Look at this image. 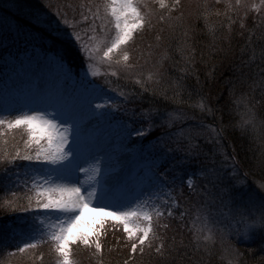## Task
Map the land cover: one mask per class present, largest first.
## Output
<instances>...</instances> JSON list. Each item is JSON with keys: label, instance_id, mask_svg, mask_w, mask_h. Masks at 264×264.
<instances>
[{"label": "snow or ice", "instance_id": "1", "mask_svg": "<svg viewBox=\"0 0 264 264\" xmlns=\"http://www.w3.org/2000/svg\"><path fill=\"white\" fill-rule=\"evenodd\" d=\"M154 2L160 9H167L166 15H159L158 22L167 23L170 31L165 37L162 35L164 29L161 28L154 37L155 44L149 43L145 63L153 55L157 59L147 72L136 71L142 66L130 62L132 54L129 47L135 43L138 33L154 27L153 9L149 0H80L78 5H68L72 8V19H69L66 12H57L62 23L72 29L70 35L74 37L73 43L87 63L80 77L83 92L70 93L62 101L49 98L42 108L24 105L11 119L0 114V135L7 130L21 128L27 137L23 140V147L14 146L12 152L7 148H0V162L5 165L0 167V173L4 174L0 177V182L15 189H23L22 192L11 191L12 198L0 203V209L23 214L16 218L18 225L22 226L16 234L25 238L14 251L24 253L51 241L56 264H77L73 258V245H94L96 251L93 255L99 254L104 225L112 222L113 227L122 226L132 253L139 249L143 254L146 247L152 248L153 242L158 241L154 251L163 256L164 236L159 232L167 229L169 224L161 223V220L175 218L183 221L185 216L191 215L193 238L197 242H205V252L211 256L210 248L219 237L221 258L227 259V264H239L240 257L244 254L228 240L229 235L235 233L237 237L243 235L245 240H249L253 238L251 233L264 229V178L257 182L256 189L248 193L246 201L238 202L247 174L240 176L235 146H232L231 153L224 146L222 134L227 126L223 124L222 117L219 126L205 123L201 119L197 128L189 126L175 132H163L155 138L154 143L137 147L134 159L143 163L137 164L135 168L126 167L120 160L121 154L128 151L124 141L133 135L144 136L156 127L151 114L157 112V109H142L148 124L135 131L128 122L117 121L118 138L121 141L118 149H114L110 142L102 143L90 132L95 127L94 122H111L117 111H128L121 107V103H127L134 90L126 91L119 84L113 86L112 80L108 78L109 74L120 78L123 73V79H131L139 86L140 95L143 92L159 91L160 95L168 99L167 90L172 88L173 102L185 103L182 99L187 87L184 81L187 74L194 71L196 60L193 30L191 25L184 24L182 12L176 17L171 15L173 10L179 11L182 7L181 0ZM226 3L225 15L227 10H231L239 17L241 10L243 11L244 18L239 20L240 29L246 28L244 20L250 11L258 14L252 28L247 29L246 36L244 31H238L236 35L245 37L244 44L241 45L242 55L246 51L251 53L248 61L243 63L250 66L258 59L260 64L256 67L259 72H264V68L260 66L264 65V0H234V3L226 0ZM202 6L205 11L201 15L211 36L209 49L213 53L223 52L226 57L234 38L232 25L236 20L228 16L227 33L217 35V22L210 21L209 17L213 14L219 16L221 13L218 10L213 13L208 0H203ZM219 27H223V24L220 23ZM256 29H259L258 35ZM56 30L59 31V25H56ZM155 49L161 51L155 52ZM173 51L180 54L184 67L179 71L185 75L168 80L167 71L161 69L166 61L173 60ZM143 56L144 52H141L140 57ZM56 59L61 68L67 67L62 54ZM102 63L108 65L104 73L97 70ZM172 66H175V62ZM214 69L215 65L207 74L213 79ZM89 75H104V84L117 97L110 98L103 86L88 81ZM242 77L246 79L247 74L242 73ZM150 82L152 87L148 86ZM258 83H264V75L260 77V81H253V87ZM197 95L195 102L189 101V107L199 109L202 115H208L215 121L217 109L202 92ZM230 96H234V89L230 90ZM119 98H123L122 101ZM97 100L102 102H95ZM233 103L237 108L243 105L239 122L242 131L248 125L255 128L256 112L246 93L234 96ZM50 108L55 110L50 111ZM160 118L169 128L176 121L188 119L178 109L168 110ZM191 118L196 119L195 116ZM205 132L210 133L204 136L205 142L214 145L211 152H203L206 162L197 172L173 175L179 164H183L192 155L201 154L193 151L199 147L195 137L204 135ZM181 139L188 141L183 149L180 146ZM170 143H175V148L170 147ZM174 151H184L185 156L176 161L172 154ZM217 155L220 156L219 161L216 159ZM169 160L172 163L164 167ZM17 161L27 163L20 165ZM258 163L264 165V161ZM197 176L203 178L202 187H197ZM185 185L193 196L198 197L195 203L186 197L185 203L180 202L179 197L184 195ZM241 204H246L251 211ZM193 208L194 214L191 213ZM171 239V246H175V235ZM180 243L183 244V239ZM200 247L197 243L196 248ZM40 255L42 257L43 253Z\"/></svg>", "mask_w": 264, "mask_h": 264}, {"label": "rangeland", "instance_id": "2", "mask_svg": "<svg viewBox=\"0 0 264 264\" xmlns=\"http://www.w3.org/2000/svg\"><path fill=\"white\" fill-rule=\"evenodd\" d=\"M12 2L13 0H0V9L3 7L6 9H17L18 7ZM232 2L234 3V0H232ZM79 3L80 0H45L43 7L39 6L37 9L26 7V9H23V12L19 10L21 15H24V19L27 21L24 23L23 30H17L18 25L12 23L10 18L0 11V47H2L0 50V114H4L11 119L22 110V106L24 105H30L32 108H42L43 105L48 102L49 98L60 99L62 101V98L70 93L79 94L83 92V84H78V82L68 74H72L74 70H71V68H61L56 59L58 54H62L63 59L67 61L68 65L69 62H71L72 67L76 69L80 77L87 67L83 54L79 51L76 44L73 43L74 37L70 35L72 29L64 25L61 17L57 15L58 11L61 13L66 12L69 19H72V8L68 7V5H78ZM149 3L153 9L152 23L154 27L152 29H145L143 33H138L135 43L129 47V51L132 54V60L130 62L141 65L142 67L137 68L136 71L143 72L151 70L152 62L157 59V57L153 55L151 60H149L148 63H145V60L148 59L147 48L149 43L155 44L154 37L156 33L160 32L161 28L164 29L162 35L165 37L170 31L167 23L158 22L159 15H166L167 9H160L154 0H149ZM202 3L203 0H181L182 7L179 11L173 10L171 15L176 17L182 12L184 14V24L191 25L192 30H194L193 32H196L198 18L203 17L201 14L205 11ZM208 4L211 5L213 13L217 10L221 13L219 16L215 14L211 15L215 16L217 19L214 22L220 23L223 21L228 25L227 17L232 16L233 19L236 20L234 25H238L239 27V20L244 18L242 10L239 17L234 13H231V10H227V14L225 15L227 9L226 0H219V3H217V0H208ZM77 12H79V8H77ZM257 16L258 14L255 11H250L244 22L255 23ZM76 18L78 19V16ZM204 23L205 20L203 19L202 24ZM56 25H59V31L56 30ZM221 29L222 27H218L220 34L223 31V29L222 31ZM223 34L224 33L221 35ZM159 51H161V49H155V52ZM141 52H144L143 57H140ZM107 69L108 65L103 63L97 67V70L101 73L106 72ZM108 78L112 80L113 86L119 84L126 91L132 92L130 87L132 88L134 82L131 79H123V73L120 78L113 77L110 74ZM104 79V75L97 77L89 75L87 77L88 81H93L97 86H103L108 96L115 99L117 94L112 92L111 89L104 84ZM149 84H151V82ZM131 97V100H139V98L134 97L133 94ZM119 99L122 101L123 98ZM95 102H102V100H97ZM121 107L128 111H117L111 122L107 120H101L98 123L94 122L95 127L90 129L93 137H98L102 143L110 142L114 149H118L121 144V141L118 138L119 125L117 124V121L128 122L133 131L140 129L141 126L147 127L148 124V120L145 118L142 111L131 105L130 96L127 103H121ZM49 110L54 111L55 109L50 108ZM162 114L163 113H159L157 115L161 121L160 124L157 123L152 116V122L157 126L147 132L146 135H133L128 137L127 141H124L127 145L128 151L121 154L120 160L126 167L135 168L137 164L143 163V161L134 159L136 155L135 149L140 146L146 147L149 144L154 143L156 137L145 138L149 133L160 129L158 134V136H160L163 132H175L180 128L187 129L189 126L197 128L199 126L198 121H195L194 119H185L183 121H176L172 128H169L166 124L162 123L160 118ZM185 123H189V125H186ZM209 134L210 133L205 132L204 135L195 137L197 143L201 139H204V136ZM26 138V134L21 128L7 130L0 135V148H7L12 152L14 151V146L23 147V140ZM5 140L7 141L6 144L4 143ZM187 143L188 141L181 139V149L186 147ZM169 146L175 148V143H170ZM172 154L175 156L176 161H180L181 157L185 156L184 151H174ZM197 156L198 155H192L190 158L186 159L183 164H179L172 174L181 175L183 173H193L189 170V167H193L190 159L197 158ZM21 162L22 165L27 163L26 161ZM168 163H172V161L169 160L164 167H167ZM228 163L230 164V161ZM0 164H3V162H0ZM196 170L198 171L199 169ZM230 171L231 169L229 168V172ZM81 179H83V175H81ZM199 180L197 187H202L204 185L203 178ZM258 181L259 180L257 179V182ZM257 182H254L252 188H257ZM245 188L246 184L241 190H245ZM22 191L23 189L20 192ZM185 197L192 203H195L198 199V197L193 195H186L184 198ZM11 198L10 195L9 199ZM182 198L183 197L180 199ZM241 206L247 208L249 212L251 211V208L245 206V204H241ZM225 211H227V209H225ZM191 213H195L194 208L191 209ZM21 215L23 214L19 213V215H16L15 217ZM90 215L96 214L90 213ZM168 221L169 219H162L161 223H167ZM179 222L182 223L180 220ZM188 222L192 227V217ZM21 227L22 226L18 225L16 218L11 219V221H6L5 223L0 222V264H56V254L53 250L51 241L38 245L35 249H28L24 253L13 250L18 243L25 238L22 235L16 234ZM97 227H99V225H97ZM102 231L103 234L100 236L102 249L100 253L106 250L109 252V249L114 245H121L130 249V242L126 239V234L123 232L122 226L113 227L112 222H108L105 223ZM162 232L163 230L160 231L159 234ZM250 235H252L253 238L249 240H245L243 235L240 237H237L235 233L229 235L232 236L231 238H234L236 242L239 241L244 243L247 247H237L234 240H228L239 251L246 248L248 252H250L254 249L258 255L252 254V256L253 259H256L261 251L264 252V247H262V245H264V229H258ZM156 242L157 241H154L153 244ZM201 242L205 243L203 240H201ZM250 244L253 246H250ZM145 249H147V247ZM111 250H113V248ZM95 251L94 245L89 247L77 243L73 245V258L77 261V264H85L87 263L86 260H89L90 254ZM41 253H43L42 257L40 255Z\"/></svg>", "mask_w": 264, "mask_h": 264}, {"label": "trees", "instance_id": "3", "mask_svg": "<svg viewBox=\"0 0 264 264\" xmlns=\"http://www.w3.org/2000/svg\"><path fill=\"white\" fill-rule=\"evenodd\" d=\"M44 1L45 0H13L12 3L18 7L17 9H6L3 7L0 9V11L9 17L12 23L18 25L17 30H23L24 23L27 21L24 19L25 16L21 15L20 11L23 12V9H26V7L32 9H37L39 6L43 7ZM231 13L233 12L231 11ZM202 18L204 19V17L198 18L197 30L196 32H193L194 46L196 48L195 69L194 71L187 74L186 80L184 81V83L187 85L182 95V99L185 101V103L181 104L173 102L172 95L174 90L172 88H168L167 90V95L169 97L168 99H165L164 96L160 95L159 91L155 93L143 92V94L140 95L141 89L135 83L133 84L132 88L130 87V89L132 92L134 90L133 96L139 97V100H131L132 97L130 95V101L131 105L139 110L152 108L157 109L158 111L152 113L151 115L159 124L161 121L157 115L159 113L164 114L169 109L182 110L187 115L188 119L192 120L191 117L195 116V121L200 122V120L203 119L205 123H215L217 126L220 125V118L222 117L223 124L227 126L224 128L222 134L224 146L230 153L232 152V146H235L236 157L239 161L237 166L240 170V176L244 177L245 174H247L246 188L245 190L240 189L242 195L239 197L238 202L242 200L246 201L248 193L252 192L254 189L252 188L254 182H257V179L260 181L262 178H264V165H260L258 163V161H264V123H261V121H264V83H258L255 87H253V81H260V77L264 75V72H259L258 68L256 67V65L260 64L258 59L250 66H246L243 63L248 61L251 53L246 51L242 55L241 45L244 44L245 37L236 35V32L244 31L246 36L247 29H251L254 23H249L247 21L248 23H245V30H240L238 25L232 26L234 29V38L231 42L230 51L225 57L223 52L213 53L210 51L209 43L211 41V36L208 33L205 23L202 24ZM209 20L215 21L217 19L215 16H210ZM220 23L223 24L222 29L224 32L221 29L222 33L226 34L228 31V25L223 21ZM220 23H217L218 27ZM255 31L258 35L259 29H256ZM178 32L179 30H177V36ZM221 34L219 31H217V35ZM1 49L2 47H0V50ZM201 52H203L202 57ZM174 62L175 66L173 67L172 65ZM65 64L67 67L64 69L71 68V70H74L72 74L68 73L69 76H71L76 80V82H78V84H80V75L77 73L76 69L72 67L71 62H69L68 65L67 61H65ZM213 65H215V69L213 71L214 79L207 75L209 71L212 70ZM260 66L264 68V65ZM183 67L184 64L181 60L180 54L173 51V60L166 61L164 68L161 69V71L166 70V79L171 80L172 78H179L180 76L185 75L179 71V69ZM242 73L247 74L246 79L242 77ZM197 76H199V83H197ZM148 86L152 87V83ZM161 87H163V85H161ZM232 89H234V96H239L243 92L246 93V95L251 99L252 105L256 112L255 128H253L251 125H248L247 128L242 131V129L239 127L243 105H241L240 108L235 106L233 103L234 96H230V90ZM200 92L206 95L208 97V102L217 109L215 121H213V118L208 115H202L199 109L189 107V101L195 102L198 99L197 94ZM189 93H191V96ZM185 124L189 125V123ZM159 130L160 129L149 133L145 138L158 137ZM198 145L199 147L193 149V151L200 152L201 154L198 155L197 158L195 157L194 159H190L193 164L192 168L189 167L191 172H197L196 169H200L201 165L206 162L203 152H211L214 148L213 144H206L204 139H201L198 142ZM216 159L219 161L220 156L217 155ZM17 163L22 165L21 161H17ZM3 166H5L4 163L0 164V167ZM8 167L11 168V166ZM2 175L4 174L0 173V177H2ZM196 179L198 183L201 177L197 176ZM177 183L179 184V180ZM13 190L20 192L22 189H15L0 182V203H2L4 199H9L10 192ZM186 195L192 196L187 185L184 186V195L182 196L183 198L180 199L181 197H179L182 204L185 203L184 196ZM245 206L247 205L245 204ZM180 210L182 211L183 209ZM16 215H19V213L7 212L4 209H0V222L5 223L6 221H11V219L18 217H15ZM191 217V215L185 216V219L181 221L182 223H180L179 220L175 218L169 219L167 222L169 227L164 229L160 234L164 236L165 254L163 256L154 251V248L159 243L158 241L153 244L152 248L145 249L143 254L139 252V249L136 253H132L131 249L127 247L114 245L112 247L113 250H111L112 248L109 247L111 248L109 249V252L106 250L97 255H93V253L90 254L89 260H86L87 263L85 264H125V261H127V264H196L197 261L199 264H227V259H222L220 255L221 249L220 241L218 240L219 237H217L215 245L210 248L212 253L211 256H209L204 250L203 245L205 243L194 240L191 230L192 227L188 222ZM181 224L184 226L181 227ZM173 235L176 237L175 246H171L173 245V241L171 239ZM231 237L232 236H229L228 239L231 241L234 240L237 247L246 246L244 243L239 241L236 242L235 239ZM181 239H183V244L180 243ZM197 243L201 245L199 249L196 248ZM250 246L253 245L250 244ZM252 250L250 252H248L246 248L240 250L244 255L240 257L239 264H264V260H262V258H264V252L261 251V255L259 254L256 259H253L252 254H258L254 249Z\"/></svg>", "mask_w": 264, "mask_h": 264}]
</instances>
